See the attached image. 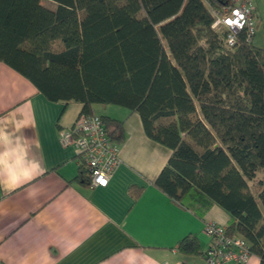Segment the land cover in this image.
<instances>
[{"label": "trees", "instance_id": "1", "mask_svg": "<svg viewBox=\"0 0 264 264\" xmlns=\"http://www.w3.org/2000/svg\"><path fill=\"white\" fill-rule=\"evenodd\" d=\"M48 1L55 10L0 0V62L50 102L80 103L86 115L92 105L137 113L146 136L172 152L153 186L200 220L221 208L226 233L264 264V180L255 181L264 171V48L240 39L229 49L211 29V10L228 0ZM100 118L122 143V122ZM78 166L74 180L89 186ZM141 193L129 189L135 200ZM177 248L201 254L193 235Z\"/></svg>", "mask_w": 264, "mask_h": 264}, {"label": "crops", "instance_id": "2", "mask_svg": "<svg viewBox=\"0 0 264 264\" xmlns=\"http://www.w3.org/2000/svg\"><path fill=\"white\" fill-rule=\"evenodd\" d=\"M256 23L253 44L261 47L264 0L256 2ZM82 108L48 101L0 62V264H203L204 224L227 227L229 217L211 205L200 220L153 186L172 152L146 136L137 113L90 107L122 122L121 163L105 188L74 180L77 153L61 145L59 134L72 127ZM130 187L142 189L138 199ZM188 235L198 238L199 256L179 252V241Z\"/></svg>", "mask_w": 264, "mask_h": 264}, {"label": "built area", "instance_id": "3", "mask_svg": "<svg viewBox=\"0 0 264 264\" xmlns=\"http://www.w3.org/2000/svg\"><path fill=\"white\" fill-rule=\"evenodd\" d=\"M258 0H228L220 8L211 10V29L224 33L223 43L231 49L240 39L249 44L256 34V2ZM62 146H73L79 161L89 175V188H105L119 167V144L108 135L100 116L81 113L71 128L60 131ZM203 234L208 245L203 252V264H246L253 257L248 243L235 235H228L226 227L206 222Z\"/></svg>", "mask_w": 264, "mask_h": 264}, {"label": "rangeland", "instance_id": "4", "mask_svg": "<svg viewBox=\"0 0 264 264\" xmlns=\"http://www.w3.org/2000/svg\"><path fill=\"white\" fill-rule=\"evenodd\" d=\"M44 6L50 10H55L56 8V5L51 2V1H48V0H44ZM257 31V30H256ZM257 37H259L260 41H262V43H260V48H264L262 46H264V27L260 26L259 29H258V32H257ZM257 180H264V171H262L261 173H259L257 175V178L255 181ZM253 185L252 183H250V188L251 190L253 191Z\"/></svg>", "mask_w": 264, "mask_h": 264}]
</instances>
